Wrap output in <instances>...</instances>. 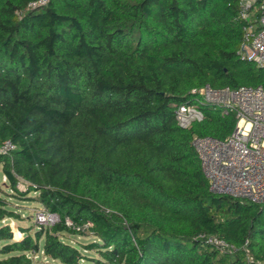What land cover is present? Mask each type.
Wrapping results in <instances>:
<instances>
[{
    "label": "trees",
    "instance_id": "16d2710c",
    "mask_svg": "<svg viewBox=\"0 0 264 264\" xmlns=\"http://www.w3.org/2000/svg\"><path fill=\"white\" fill-rule=\"evenodd\" d=\"M241 2L0 0V148L14 145L0 165L15 192L0 184V264H84L65 238L86 224L97 264H264V202L213 192L193 145L237 123L201 89L264 87L238 54ZM181 104L204 118L181 126ZM12 196L60 220L17 236Z\"/></svg>",
    "mask_w": 264,
    "mask_h": 264
},
{
    "label": "built area",
    "instance_id": "2783aa9c",
    "mask_svg": "<svg viewBox=\"0 0 264 264\" xmlns=\"http://www.w3.org/2000/svg\"><path fill=\"white\" fill-rule=\"evenodd\" d=\"M47 0H39L46 3ZM36 3H33L35 5ZM240 16L244 21V40L238 50L243 60L264 67V0H242ZM204 103L220 110L222 115L234 114L236 127L229 136L219 139L194 135L193 145L201 159L204 174L210 188L218 194L229 195L253 203L264 202V87L242 85L237 88L200 90ZM176 118L183 127L204 118L200 107L181 104ZM14 145L8 141L0 148L10 150ZM38 222L55 224L58 214L38 212ZM50 221L48 223V221ZM40 222V223H41ZM72 225L71 220H67ZM204 237V236H203ZM209 243L223 251L233 252L235 244L216 236H205Z\"/></svg>",
    "mask_w": 264,
    "mask_h": 264
},
{
    "label": "rangeland",
    "instance_id": "374dc122",
    "mask_svg": "<svg viewBox=\"0 0 264 264\" xmlns=\"http://www.w3.org/2000/svg\"><path fill=\"white\" fill-rule=\"evenodd\" d=\"M7 182H8L7 177L2 174L1 165H0V184H2V186H4L6 190H9L11 194H15L14 191L9 189V187L6 184ZM21 188L26 190L24 184L21 185ZM28 196H38V193L32 192ZM10 198H11V201L13 202V206L17 208L18 212H20L22 219L20 220L6 219L5 221H9V223L13 227V230L15 231V234L17 236L22 235L21 228L34 227V229L31 230V233L34 234V230L36 227H38V224L39 226L40 225L45 226V224H47L46 221L45 222L40 221L41 223L37 221L38 212L45 211V207L41 205L39 202L31 200V199L15 198L13 196ZM59 220H60V216H58L57 218H54V222H58ZM50 221L53 222V220L49 219L48 223ZM90 226H91L90 224L85 225L84 229H82V230H85L83 235H73V234L67 233L65 240H68L72 244L78 246V248H80V250H82V252L86 256H88L83 261L84 264H97L94 261H89V260H97V258H100V255L98 254V252L95 250H86L83 248V245H82V244H87L91 242L95 238L90 231ZM34 257L35 259L39 260L43 264H63L59 260L46 256L43 252H40V255L38 256L36 255ZM93 258H96V259H93ZM99 264H108V263L106 261H102Z\"/></svg>",
    "mask_w": 264,
    "mask_h": 264
}]
</instances>
